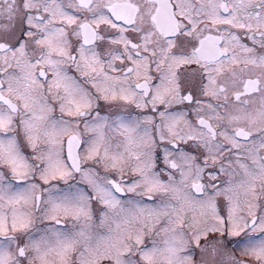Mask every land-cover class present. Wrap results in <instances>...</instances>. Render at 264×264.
<instances>
[{
	"label": "snow or ice",
	"instance_id": "obj_1",
	"mask_svg": "<svg viewBox=\"0 0 264 264\" xmlns=\"http://www.w3.org/2000/svg\"><path fill=\"white\" fill-rule=\"evenodd\" d=\"M0 264H264V0H0Z\"/></svg>",
	"mask_w": 264,
	"mask_h": 264
}]
</instances>
